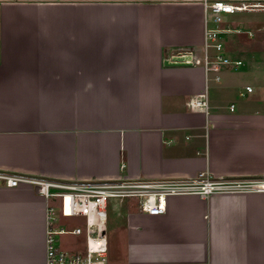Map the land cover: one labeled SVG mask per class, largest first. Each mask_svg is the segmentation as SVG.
Returning <instances> with one entry per match:
<instances>
[{
    "label": "crops",
    "instance_id": "crops-1",
    "mask_svg": "<svg viewBox=\"0 0 264 264\" xmlns=\"http://www.w3.org/2000/svg\"><path fill=\"white\" fill-rule=\"evenodd\" d=\"M205 1L0 0V170L67 181L264 178V21L227 51L242 66L207 72ZM180 53L191 66H165ZM48 204L32 185L0 188V264H47ZM106 236L104 264H264V195L170 197L163 215L119 200ZM59 246L82 253L85 237Z\"/></svg>",
    "mask_w": 264,
    "mask_h": 264
},
{
    "label": "built area",
    "instance_id": "built-area-1",
    "mask_svg": "<svg viewBox=\"0 0 264 264\" xmlns=\"http://www.w3.org/2000/svg\"><path fill=\"white\" fill-rule=\"evenodd\" d=\"M208 23L205 33L202 64L207 72L219 73L223 68L242 66L243 60L230 56L225 47V35L240 29H232L228 17L243 12L264 11V5L225 1L204 2ZM233 26V24H232ZM247 35L252 38L251 31ZM186 58L180 53L177 57ZM191 63L190 60H185ZM193 63V62H192ZM220 78L216 76L215 80ZM252 88L247 87L248 93ZM242 96H244L242 94ZM196 106L207 107L206 101H196ZM233 109V108H232ZM32 185L47 201L46 209V262L47 264H104L108 252L107 218L109 202L137 200L138 209L145 215H163L167 201L176 196L208 198L215 194L264 195V178L225 179L216 178L210 172L200 173L191 179L116 180V181H67L33 177L0 170V188L14 189L20 185ZM82 219L81 226L70 227L69 220ZM68 222V223H67ZM84 236L85 250L70 253L59 246L60 237Z\"/></svg>",
    "mask_w": 264,
    "mask_h": 264
},
{
    "label": "rangeland",
    "instance_id": "rangeland-1",
    "mask_svg": "<svg viewBox=\"0 0 264 264\" xmlns=\"http://www.w3.org/2000/svg\"><path fill=\"white\" fill-rule=\"evenodd\" d=\"M228 21L231 24V28L232 29H240L241 34L238 35L236 32H233L232 34L229 35H225L223 37V40H225V47L226 50H232V51H236V49H238L241 45V40L242 39H248V35L247 32L250 30V28H256V22L258 21H264V13L263 12H243V13H237L236 15H232L230 17H228ZM233 24V26H232ZM250 25V26H249ZM214 25L211 24V28H213ZM250 27V28H249ZM260 32L258 33V35H262L264 34V29H262ZM234 97H236V95H234ZM237 98V97H236ZM239 100V99H238ZM238 101L236 100L235 103H237ZM118 199H114L111 200L109 202V204H113V203H118ZM79 218L76 219H66L65 221L69 220V221H76ZM79 221H76V223Z\"/></svg>",
    "mask_w": 264,
    "mask_h": 264
},
{
    "label": "water",
    "instance_id": "water-1",
    "mask_svg": "<svg viewBox=\"0 0 264 264\" xmlns=\"http://www.w3.org/2000/svg\"><path fill=\"white\" fill-rule=\"evenodd\" d=\"M185 60H187V59L179 56V57H176L175 59H173L171 61H166L165 66H167V67H188V66L192 65L191 63L185 62Z\"/></svg>",
    "mask_w": 264,
    "mask_h": 264
}]
</instances>
